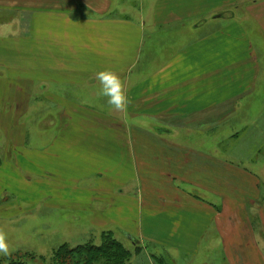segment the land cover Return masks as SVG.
<instances>
[{"label": "crops", "instance_id": "0c3cea01", "mask_svg": "<svg viewBox=\"0 0 264 264\" xmlns=\"http://www.w3.org/2000/svg\"><path fill=\"white\" fill-rule=\"evenodd\" d=\"M215 3L0 0V123L17 108V123L40 113L56 130L40 148L24 131L17 156L61 157L74 228L125 235L141 264H264L261 148L247 157L253 136L223 131L240 94L220 85L248 40L238 24L210 29ZM104 70L124 81L125 111L98 95Z\"/></svg>", "mask_w": 264, "mask_h": 264}, {"label": "rangeland", "instance_id": "374dc122", "mask_svg": "<svg viewBox=\"0 0 264 264\" xmlns=\"http://www.w3.org/2000/svg\"><path fill=\"white\" fill-rule=\"evenodd\" d=\"M220 2L222 5L215 3L211 15L206 14L215 16L214 12L225 9L224 20H213L211 23L207 19V24L211 23L210 29L220 30L222 27L220 28L219 25L238 24L248 40V44H245L246 55H236L235 60H231V65L226 69L231 80L229 83L225 80L220 85L224 88V96L230 85L234 86L232 89L236 88L235 93H230V96L240 94L236 100L239 105L235 116L231 115L232 119L230 117L232 121L237 120L239 123L231 124L223 131L228 134L235 132V129L242 130L243 133L247 132L249 136H253V140L246 144L247 157L249 154H255L253 151H257L260 147L261 154L256 153V158H264V0H220ZM198 10H202L201 5H198ZM236 37L237 35L233 38ZM235 45L238 44L235 42ZM238 48L240 50L238 52L243 54L241 52L243 46L240 43ZM242 74L247 75L245 83L242 82L244 80ZM17 110V108H7L5 122L0 123V129L6 133V139L0 141V163H5L6 167L9 164L15 169V171L7 170L5 177L3 172L0 173V228L7 233L10 245V254L0 253V259L7 261L22 257L28 264H45L43 260L49 261L54 251L63 245L69 248L88 243L99 245L103 234H79L80 230L75 229L69 220L70 211L63 207L60 200L64 191L61 182L63 175L68 173H65L61 157L32 153L29 156H17V149L21 147L17 148L19 142L17 136L24 131L29 134V128L31 129L32 135L27 138V143L31 142V145L39 148L46 144L43 134L56 131L53 127L46 129L45 124L43 125L44 120L40 119V113L30 114V123L24 122L28 120L27 118H20L21 122L17 123L18 116H13L17 114ZM153 127L157 125H150V128ZM232 142H230L231 146ZM242 142L245 144L246 140L242 139ZM236 153H239L237 159L244 154L235 152V154L231 153L230 157L235 158ZM81 223L87 227V221ZM84 232L88 231L84 230ZM115 237L132 252L128 264H141L142 260L135 255L138 251L137 247L134 250L125 235L116 233ZM177 264L193 263L178 260Z\"/></svg>", "mask_w": 264, "mask_h": 264}, {"label": "trees", "instance_id": "16d2710c", "mask_svg": "<svg viewBox=\"0 0 264 264\" xmlns=\"http://www.w3.org/2000/svg\"><path fill=\"white\" fill-rule=\"evenodd\" d=\"M102 234L99 245L88 243L75 248L63 245L54 251L49 261H43L45 264H128L132 252L126 249L113 233ZM0 264L28 263L19 257L7 261L0 259Z\"/></svg>", "mask_w": 264, "mask_h": 264}, {"label": "clouds", "instance_id": "9594fccd", "mask_svg": "<svg viewBox=\"0 0 264 264\" xmlns=\"http://www.w3.org/2000/svg\"><path fill=\"white\" fill-rule=\"evenodd\" d=\"M96 79L100 85L98 95L106 98L107 104L114 111H125L130 100L126 85L120 75L112 70H104L96 73ZM0 253L10 254L8 235L3 228H0Z\"/></svg>", "mask_w": 264, "mask_h": 264}]
</instances>
